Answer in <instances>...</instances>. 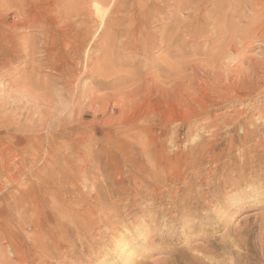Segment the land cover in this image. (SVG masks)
Masks as SVG:
<instances>
[{
	"label": "rangeland",
	"instance_id": "1",
	"mask_svg": "<svg viewBox=\"0 0 264 264\" xmlns=\"http://www.w3.org/2000/svg\"><path fill=\"white\" fill-rule=\"evenodd\" d=\"M248 1L0 0V264H264Z\"/></svg>",
	"mask_w": 264,
	"mask_h": 264
},
{
	"label": "bare ground",
	"instance_id": "2",
	"mask_svg": "<svg viewBox=\"0 0 264 264\" xmlns=\"http://www.w3.org/2000/svg\"><path fill=\"white\" fill-rule=\"evenodd\" d=\"M260 1L261 0H250V1H248V2H246V4H247V6L249 5L250 7H252L253 6V8L255 9L259 4H260ZM115 4V3H114ZM264 4V3H263ZM93 5L94 6H96V5H98V2H96V1H94L93 2ZM6 13V12H5ZM18 13H19V11H18ZM17 14V13H16ZM255 15H257V14H255ZM15 16H17V15H15ZM19 20V19H18ZM35 20V19H34ZM254 21V20H253ZM15 22V21H14ZM13 23V22H12ZM20 24L21 23H13V24H11V28H13V29H15V28H18L19 26H20ZM253 26V25H252ZM26 27V26H25ZM16 30V29H15ZM4 31V30H3ZM8 31V30H7ZM13 33V32H12ZM1 34V33H0ZM11 34V33H10ZM15 35V34H14ZM18 35V34H17ZM1 36V35H0ZM21 36H23L24 37V35H21ZM8 37V36H7ZM9 37H10V35H9ZM19 38H21L20 36H19ZM26 38V37H25ZM22 39V38H21ZM2 40V39H1ZM15 42V41H14ZM19 42H21V41H19ZM10 43V42H9ZM13 43V42H12ZM5 46V45H4ZM14 46V45H13ZM21 46H23V45H21ZM33 46V45H32ZM3 47V46H2ZM29 47H31V46H29ZM34 47H35V45H34ZM1 48V47H0ZM26 48V47H25ZM33 48V47H32ZM38 48V47H37ZM8 49V48H7ZM12 49V48H11ZM28 49V48H27ZM30 49V48H29ZM34 49V48H33ZM11 51V50H10ZM34 51H35V49H34ZM19 52V51H18ZM26 52H27V50H26ZM30 52V51H29ZM36 52V51H35ZM4 53V52H3ZM2 53V54H3ZM7 53V52H6ZM17 53V52H16ZM10 55H11V53H10ZM30 55V54H29ZM5 57H7V56H5ZM2 58H4V57H2ZM5 60V59H4ZM2 61V60H1ZM1 63V62H0ZM6 63H8V62H6ZM6 63H4V64H6ZM5 66V65H4ZM11 73V72H10ZM5 75V74H4ZM220 75V74H219ZM6 79V78H5ZM214 79V78H213ZM217 82V81H216ZM5 106V105H4ZM17 117V116H16ZM12 124V123H11ZM3 125V124H2ZM5 125H7V124H5ZM22 126V125H21ZM4 127V126H3ZM36 127V126H35ZM250 173V172H249ZM165 176V175H164ZM196 183V182H195ZM254 183V182H253ZM190 184V183H189ZM209 187V186H208Z\"/></svg>",
	"mask_w": 264,
	"mask_h": 264
}]
</instances>
